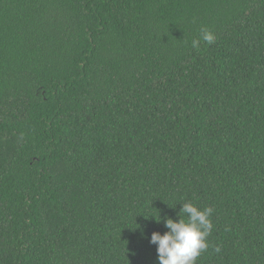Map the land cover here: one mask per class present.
<instances>
[{"label":"trees","instance_id":"1","mask_svg":"<svg viewBox=\"0 0 264 264\" xmlns=\"http://www.w3.org/2000/svg\"><path fill=\"white\" fill-rule=\"evenodd\" d=\"M189 201L264 264V0H0V264H158Z\"/></svg>","mask_w":264,"mask_h":264},{"label":"clouds","instance_id":"2","mask_svg":"<svg viewBox=\"0 0 264 264\" xmlns=\"http://www.w3.org/2000/svg\"><path fill=\"white\" fill-rule=\"evenodd\" d=\"M215 42L214 33L208 28H201L200 38L192 41L193 48H199L200 43ZM179 213H183L186 219ZM178 213L179 219L163 218V224L168 231L161 234L153 232L150 243L156 245L158 264H197L198 258L207 251L208 237L211 235L213 223L210 217L213 209H199L191 201L183 203ZM155 217V216H154ZM156 221L161 222V217ZM219 251V248H216Z\"/></svg>","mask_w":264,"mask_h":264}]
</instances>
